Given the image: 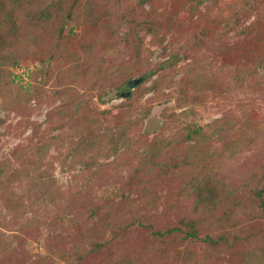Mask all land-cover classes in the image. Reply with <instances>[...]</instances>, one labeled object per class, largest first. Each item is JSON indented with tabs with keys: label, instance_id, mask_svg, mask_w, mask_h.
Masks as SVG:
<instances>
[{
	"label": "rangeland",
	"instance_id": "1",
	"mask_svg": "<svg viewBox=\"0 0 264 264\" xmlns=\"http://www.w3.org/2000/svg\"><path fill=\"white\" fill-rule=\"evenodd\" d=\"M136 1L133 0L134 3ZM217 1L219 2L215 6H200L191 19L194 22L199 14L207 12L202 24L209 29L206 41L211 49L207 51L204 48L197 53L192 51L189 61H184L181 57L170 59L149 43L150 36L144 39V48L154 51V55L151 53L149 56L151 66L158 62L175 65L172 69L161 72L166 76L163 85L157 86L155 91L143 92L140 98L132 102L134 112L131 116L138 122L137 126L126 127L125 132L132 138H138L139 143L130 148L131 152L126 157L134 161L123 160L128 164L122 162L119 153L111 155L106 161L102 157L94 160L98 155L92 154L89 149L83 150L80 140L87 132L79 134V126L83 131L87 124L75 114L74 109L61 108V113H57L62 99L55 95L54 91L58 87L54 81L60 75L58 69L73 67L79 70L85 62L96 60L88 76L90 79H84L95 83L98 91L90 90L91 84L84 81L82 83L86 86L80 83L77 90L79 94H84L90 105L84 116L96 111V117H100L105 126L114 127L117 123L120 125L122 121H119V112L122 111L119 106L126 102L128 96H123L125 91H115L99 97L103 92L99 76L104 73L103 69L99 73L100 61L95 56H101L106 61L104 68L131 59L138 41H133L132 37V50L122 46L120 42L132 30V24L123 25L126 21L121 15L112 14V6L108 10L110 3L102 0L103 7L95 10L90 19L83 21L79 15L78 19H67L62 32L58 33L61 29L60 21L57 16L51 15V0H28L26 7L20 4L14 12L13 5L7 4L6 11L8 14L13 13V19L8 17L11 23L0 30V164L10 162L12 170L5 175L4 181H0V245L7 248L6 253L0 255V264H241L240 259L244 258V253L255 264L260 257L264 258L262 217H254L253 222L246 221L243 223L244 228L239 227L232 232L210 227L204 222L199 236L208 234L218 241L213 246L200 241L191 243L187 247L192 254L189 258H185L188 250L181 240L177 241L179 238L167 237V241L161 244L156 241V245H151L148 229H132L124 220L128 219L129 213L126 202L137 198V194L133 193L134 179L131 174L139 162L149 157L147 143L157 139L170 141L172 145L165 147L178 146L186 152V146L190 145V142L183 140L187 124L206 126L214 120L223 119L228 126L233 125L237 130L230 135L227 130L222 135L224 138L228 136L230 143L239 140L238 134L241 133L248 134V139H251L250 132L252 139L257 136L256 141L251 139L253 144L242 146L241 153L235 159L228 160L226 157L224 175L228 182L237 183L244 171H259V166L264 164V67L254 68L248 61L239 63L241 54L249 51L252 53L257 46L264 53V0H261L262 5L256 4V9L262 15L260 19H257L255 9L249 11L248 16L242 17L243 8L251 2L249 0ZM237 2H240V7ZM180 3L181 0H151L152 5L164 6L169 16L177 11ZM211 3H214L213 0ZM130 6L127 3V7ZM144 8L148 9V5ZM235 11L240 12L238 16L242 20L241 26L256 22L252 37L239 36L234 31L222 33L226 29L224 24L236 18ZM43 12L50 15L46 20L47 25L38 20ZM191 14L184 11L180 17L186 21ZM188 25L191 27L190 23ZM113 26L116 31L118 28L119 34L111 36ZM142 34L143 32L140 33ZM110 38L115 48L109 49L106 55L107 50L103 49ZM166 38L168 40L170 36L167 35ZM258 38L262 41L259 45L256 44ZM212 42L215 46H212ZM214 48L224 50V55H214ZM9 55L16 60L15 66L14 60L8 58ZM192 56L214 59L211 72L236 66L250 70L249 75L246 74L250 76L254 70L253 79L249 77L244 80L243 93L232 89L212 99L213 95H205L206 91L201 93L196 90L193 78H187L194 71L188 67ZM67 59L70 61L67 62ZM157 77L155 75L144 86L152 85ZM127 84L123 89H127ZM71 93L74 95L73 91ZM148 108L149 114L144 116L141 110ZM104 111H111L116 118L108 120V116L98 113ZM95 127L92 125V128ZM254 127L257 128L258 135L251 131ZM223 140L214 139L212 142L219 146H223L224 142L229 144L228 140ZM200 145L202 150L205 143L201 142ZM106 150L105 147L104 151ZM22 168L25 173H32L34 178L40 179L43 183L40 184V190L28 191L30 185L26 184V180L16 177L14 170L20 171ZM166 180L163 181L166 182L163 186H159L154 197L158 207L157 228L161 230L173 227L180 218H197L192 217L190 201L177 197L178 185L173 186L169 184L168 178ZM20 182H23L20 186L23 192L18 190L17 197L21 201L14 202L12 212V206L4 200L9 194L8 187H16ZM106 186H109V191L104 190ZM78 191L83 193L86 205L102 207L94 216L91 215L92 224L86 229L80 223L87 219V214H80L79 221L73 224L68 223L72 215L64 209L56 208L59 202L56 199L53 201L57 193L74 197L72 193ZM121 194L124 200L118 203L122 199ZM106 195H109L108 198H105ZM62 200L66 199L61 198V203H64ZM146 209H149L148 202ZM144 213L145 209L142 208L140 214ZM116 224L121 227L120 231L111 236L109 230L104 228ZM234 236H238L240 240L237 237L234 243ZM97 242L106 244L99 250H90ZM252 251L255 255H250Z\"/></svg>",
	"mask_w": 264,
	"mask_h": 264
},
{
	"label": "trees",
	"instance_id": "2",
	"mask_svg": "<svg viewBox=\"0 0 264 264\" xmlns=\"http://www.w3.org/2000/svg\"><path fill=\"white\" fill-rule=\"evenodd\" d=\"M25 1L26 0H0V30L3 29L6 24L11 23L8 17L13 19V13L11 12L8 14L6 11L7 4L11 3L13 5L12 11L14 12L15 8L20 4L26 7L28 0ZM81 1L82 3H80ZM211 1L212 0H181L177 11L172 14V16H169L164 6L152 5L151 0H137L136 3H134L133 0H107V2L110 3L108 4V10H110L112 6L111 13L115 16L121 15L122 19L126 21L123 25L132 24V30L122 37L120 42L122 46H126L132 50V44L134 43L132 42V37H134L133 41H138L135 54L131 59L112 65L111 67L104 68V63H106V61H104L101 56H95V58L100 61L98 63V67H100L99 73L102 69L104 73L102 76H99L100 87L103 90L99 97L115 91H125V93H129V96L125 99L126 102L119 106L122 111L119 112L121 116L119 121L122 122L120 125L117 123L114 127L105 126V124H102L100 121V117H96V111L88 114V116H84V112L89 111L90 105L86 101L84 94H79L77 90L79 89L80 83L84 81L86 84H91L89 85L90 90L98 91L99 88L96 87L95 83H91L84 79L85 77L90 79L88 76L92 72L91 70L96 60H94L95 62H85L83 66H80L79 70L73 67L70 69L62 67L61 70L58 69L57 72H60V75L56 77L54 81L56 83L55 86L58 87L54 91L55 95L62 99L61 104L56 110L57 113H61V108L63 110L74 109L75 114L78 115L81 120L83 119L85 121L87 124L85 126L86 129L82 131V127L79 126V129H81L79 134L87 132L85 136L81 137L80 145L83 146L84 151L85 149H89L92 154L98 155L94 157V160H98L100 159L99 157H102L108 161L111 155L119 153L122 162L126 163V161H123L124 159L130 162L134 161L126 157H128L131 152L130 148H134L135 145L139 143V139L132 138L125 132L126 127L130 125L132 127L137 126L138 122H135L134 118L131 116V113L134 112L132 102L140 98L143 92L155 91L157 86L163 85L166 82V76L161 72L172 69L175 65H166V62H158L155 66H151L152 61L149 56L151 53L154 55V51L152 52L144 48V39L150 36L149 43L156 49L158 48L162 54L168 55L170 59L181 57L184 61H189L191 57L189 55H191L192 51L197 53L204 48L207 51L210 50L211 47H209L210 45L207 46L208 42L206 41L209 29L205 28L202 24V19L207 15V12L201 14L198 12L199 16L194 22H192L191 19L194 17L193 15L196 14V9H199L200 6H213L219 2L213 0L214 3H211ZM249 1L251 2H248L247 7L243 8L242 17L248 16L249 11L255 9L258 15L257 19H260L262 15L261 12L256 9L258 7L256 4L262 5L261 0ZM101 2L102 0H51L49 4L51 13H53L51 15L57 16V20L60 21L61 29H59L58 33L62 32L64 21L67 19H78V15L83 18V21L90 19L95 10H100V8L103 7ZM38 3L41 4L39 1ZM127 3L131 4V6L127 7ZM145 5H148V9L144 8ZM237 5L240 7V2H237ZM184 11L190 14L192 13L191 17L186 21L180 17V14ZM235 13L236 18L224 24V28L226 29H223L222 33L229 34L231 31H234V33L239 36L244 35L248 38L250 36L252 37L255 32L256 22L241 26L240 23L242 20L238 16L240 12L235 11ZM49 17L50 15L43 12L39 15L38 20L42 23L44 21V25H47L48 23H46V20L49 19ZM188 23L191 24V27ZM104 31H106V29H104ZM141 32H143L142 35H140ZM117 34H119L118 28L116 31L115 26H113L111 36ZM167 35L170 36L168 40L166 38ZM112 42L110 38V40H107L105 48L103 47V50H107L105 51L106 55L109 49L115 48ZM261 42V39L258 38L256 44L259 45ZM213 43L214 42H212V46H215V43ZM252 51V53L249 51L241 54L239 63L248 61V63L251 64L250 66L254 68L264 67V53L262 48L257 46ZM212 52L216 56L224 55V50L221 48H214ZM203 57H193L188 63L189 69H194V71L187 78L190 80L193 78V83H195V88L198 92L202 93L206 91L205 95H213L212 99H216L218 96L230 92L232 89L241 90L242 93L243 91L245 92L244 80L249 77L253 79L254 70H252L250 76H246L247 73L249 75L250 70H245L236 66L234 68L224 67L217 71L212 70L211 72V66H213L211 63L214 59L209 60V58ZM8 58L13 59L12 55H9ZM13 60V65L15 66L17 62H15V59ZM68 61L70 60L67 59V62ZM85 66L88 67L86 68ZM196 69L203 70V72ZM1 72L2 71H0V77H2ZM155 75H158V77L154 79L152 85L149 87L144 86L145 83L150 81ZM138 79H141L142 82H139L133 90L129 88L123 89L129 81ZM86 84L83 85L86 86ZM71 91L74 92V95H72ZM56 99L59 100L57 97ZM141 112H143L144 116H147L149 114V108L144 111L141 110ZM98 113L108 116V120L116 118L113 117L111 111ZM92 125L96 127L92 128ZM227 130H229V135L232 132H237V130L233 128V125L228 126L223 119L214 120L206 126H200L196 123L187 124L183 140L190 142V145L186 146V152L178 146H172L171 148L165 147V145H172L170 141L161 139L149 141L146 145L149 157L139 162L137 164L138 166L135 167L134 173L131 174L134 179L132 182L133 193L137 194V198H131L126 202V205H129L127 208L129 213H127L128 219H124L126 220L125 224H128L132 229H148L150 233L149 244L151 245H156V241L161 244V242L165 240L179 238L177 241L181 240L184 248L187 249V247H190L191 243L194 244L197 241L208 243L211 246L218 241L213 240L208 234L199 236L200 227L204 222L210 227L214 226L217 229L232 232L236 228H244L243 223L246 221L253 222L254 217L264 218V164L259 166V171L251 173L244 171L242 175L238 177L239 180L237 183L228 182L224 175L226 160L235 159V157L241 153L240 150L243 148L242 146L245 145L247 147L253 144V141L257 140V136L252 139V134L250 132L249 134L252 141L246 137L248 134L241 133V135L238 134L239 140L230 143V138H228V136L227 138L222 137ZM251 131L258 135L256 127L251 128ZM139 137L141 139V135H139ZM214 139L218 141L220 139L221 141L226 139L229 141V144L224 142L223 146L214 145L212 142ZM201 142L205 143L202 150H200ZM132 144L133 146H131ZM105 147L107 149L106 152L104 151ZM181 152L186 155L181 154ZM9 163L10 162L7 161L6 164H0V181H4L6 179L5 175L8 171L12 170ZM89 167L90 165H88V168ZM23 169L24 168L20 169V171L14 170L16 172V177L19 180H26V184L28 186L30 185L28 191L36 192L40 190V184H43L40 182V179L34 178L32 173H25ZM166 178H168L169 184H173V186L178 185V187H176L178 190V192H176L178 194L177 197L186 198L190 201L192 205V217L196 216L197 218L193 217L194 219L190 220L180 218L173 227L161 230L157 228L156 209L158 207L155 204L154 197L157 189H160L159 186H163L166 183H163ZM22 183L23 182H20L19 185L16 184V187H8L9 194L4 201L12 206V212L14 210V202L21 201L20 198L17 197L19 196L17 192H23L20 187ZM104 190L109 191V186H106ZM72 194L74 197L72 195L67 197L62 193H57L54 195L53 201L56 199L59 202L56 204V208L64 209L69 215H72L68 223L73 224L75 221H79L78 216L80 214H87V219L80 223V225L86 229V227L92 224L91 215L94 216L97 210L102 207L98 208L96 205L91 207L86 205V201L84 200L85 197L81 191ZM108 196L109 195H106L105 198H108ZM61 198L66 199L62 200L64 203H61ZM71 200L73 202H71ZM123 200V198L120 199L118 203H122ZM147 202L149 203V209H146ZM142 208L145 209L144 214H140ZM262 218L258 219L261 220ZM28 224H31V222ZM197 225L200 226L198 227ZM120 228L121 227L116 224L114 226H107V228L105 227L104 229H108L112 236V234L118 233ZM262 229L261 234L264 236V222L262 223ZM238 236L232 238L234 239V243ZM84 237L93 240V238L87 235H84ZM167 237L169 238L167 239ZM239 237L238 239L240 240ZM220 239L222 240L223 237ZM105 244V242H97L89 249L96 251L101 249ZM6 249L7 248L1 244L0 255L5 254L7 251ZM187 250L188 254L186 255L185 253V258L192 256L190 248ZM250 255H255V252H250ZM246 257L248 256L244 253V258L240 259L241 264H254L252 258ZM78 259L81 260L82 258ZM258 260L259 262L255 264H264V258L260 257Z\"/></svg>",
	"mask_w": 264,
	"mask_h": 264
},
{
	"label": "water",
	"instance_id": "3",
	"mask_svg": "<svg viewBox=\"0 0 264 264\" xmlns=\"http://www.w3.org/2000/svg\"><path fill=\"white\" fill-rule=\"evenodd\" d=\"M139 82H140L139 79H138V80H132V81H130V82L127 84V88L132 89V88H134ZM123 96H129V93H125V94H123Z\"/></svg>",
	"mask_w": 264,
	"mask_h": 264
}]
</instances>
